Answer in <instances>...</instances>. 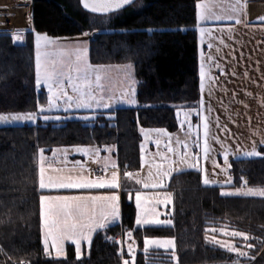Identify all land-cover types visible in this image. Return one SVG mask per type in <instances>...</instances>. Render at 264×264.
I'll return each instance as SVG.
<instances>
[{"label":"trees","instance_id":"16d2710c","mask_svg":"<svg viewBox=\"0 0 264 264\" xmlns=\"http://www.w3.org/2000/svg\"><path fill=\"white\" fill-rule=\"evenodd\" d=\"M30 1L32 30L23 33L24 39L16 43L12 34L0 32V113L36 112L47 100L35 80V32L50 37L87 33L91 64L132 63L138 105L99 110L92 124L71 119L59 125L0 126V264H123L125 260L131 264L128 252L114 241L118 233L129 231L135 241L134 264H264V197L221 195L222 189L243 187L244 181L264 187V155L232 160L231 183L226 187L203 186L198 169L172 174L160 189L172 194L168 226L135 227L133 198L143 189L121 175L120 223L97 231L79 258L71 245L59 258L45 254L39 201L47 192L37 184L39 149L49 153L57 146L113 145L119 169L138 170L140 129L173 132L178 108H198L193 28L198 0H135L108 15L87 13L78 0ZM213 228L244 232L250 239L213 233ZM206 235L229 240L248 255L237 257L210 243ZM145 237L174 239L176 259L159 249L145 253Z\"/></svg>","mask_w":264,"mask_h":264},{"label":"crops","instance_id":"0c3cea01","mask_svg":"<svg viewBox=\"0 0 264 264\" xmlns=\"http://www.w3.org/2000/svg\"><path fill=\"white\" fill-rule=\"evenodd\" d=\"M204 5V11L206 15L211 17L215 16H232L234 19H221L215 18L199 21L198 13L201 11L197 5ZM264 17V0H198L195 4V25L197 42V71L199 78V92L200 99H203L204 104L198 105V108L194 110L193 120L196 117L197 139H199V146L193 149V154H198V169L201 177V184L203 186H221L226 187L229 179L230 162L234 159H244L242 155L245 151H251L255 144L257 151L261 152L262 157L264 152L260 148L264 149V21L260 18ZM236 19H239L240 23H236ZM204 27L209 29V33L205 34L204 41L201 43V34L199 28ZM21 31L19 34L23 36V33L32 30V18H31V1L30 0H0V32H8L13 35L16 30ZM36 33L44 34L42 32L34 33V63H35V80H36V47L35 36ZM48 36V35H47ZM50 37V36H49ZM59 39H79L76 37H51ZM20 43L21 41H15ZM211 45V46H209ZM201 54L204 57L205 70L207 72V78L205 80V87L201 92V79H200V65ZM106 67L118 66L115 64L104 65ZM118 71L110 70L104 73L103 84L108 86V89L116 87L118 83L114 81L118 78ZM42 88L47 96L48 92L42 85L37 86ZM115 89H120L116 87ZM136 96V85H135ZM129 107V106H128ZM117 108V107H115ZM113 109V108H112ZM210 109V110H209ZM108 110V109H102ZM37 113L39 109L37 108ZM204 117H207L209 123V137L208 143L210 145V152L208 158L203 156V144H204ZM140 134L142 132L140 131ZM215 137L216 139H213ZM142 140V138H141ZM163 153L167 154L171 159L176 160L177 156L168 152V147H172L177 152H180V144L174 146L170 139L168 141L165 138L163 143ZM83 147L82 149H88V153L83 151L70 153L68 152L70 147ZM62 148V149H61ZM65 148V150H63ZM40 150L37 153V184L39 187V156ZM115 146H97V145H76V146H57L53 147L49 153L43 152L45 157V168L48 170L49 175H71L79 176L84 175L89 179L95 180L97 177H101L106 180L111 179L113 171L118 173V181L120 184L121 175H124L125 171H121L117 165V160L114 155ZM146 151L151 152L154 156L153 159L144 161L140 153V167L135 171H127L132 173V177L129 179L145 180L148 176V171H152L155 176L156 169L154 164H162L164 161L159 158V155L155 154V147L151 143ZM228 152V164H225L224 154ZM235 153V155H234ZM257 158V157H252ZM112 163L117 165V168L111 167ZM94 164V165H93ZM107 165V167H105ZM215 165V166H214ZM177 165H173L175 168ZM181 166V165H180ZM60 170L58 173L54 170ZM184 170L192 168L184 167ZM226 169V170H225ZM174 174V173H173ZM210 180L217 181L215 184L205 185L203 183L204 176ZM171 176V175H170ZM165 177L161 182L163 187L170 178ZM143 189L144 199L151 200L153 195L157 192L170 193L168 191L160 190L161 188L151 189L144 188L143 184L138 183ZM244 188H253L252 186L244 185ZM264 188V187H263ZM230 188H224L221 192H225ZM46 191L42 195H110L112 191L119 196L120 199V187L114 190L111 189H45ZM138 192V191H137ZM136 192V193H137ZM136 193L134 194L135 204V227L136 216L139 211L136 207ZM171 194V193H170ZM172 205V194L170 197V203L154 205V203H147L143 206L145 208H152L155 206L157 216L160 220H170V212ZM39 214H40V201H39ZM148 218H151L149 216ZM120 217L110 225L119 224ZM41 223V238L43 244V232L42 221ZM153 226H168V225H153ZM99 231V230H98ZM96 233V232H95ZM92 235V238L94 234ZM128 233V232H127ZM125 233V234H127ZM133 240V246L135 249V241ZM163 239V238H162ZM172 239V238H170ZM144 242V240H143ZM67 245H71L74 249L75 256H77L75 245L71 241L64 242V248ZM87 241L81 242V249L79 257H81L84 251L89 247ZM44 247V246H43ZM159 249L166 252H171L172 249L157 248L150 246L148 249ZM129 254V260L131 254L129 249H125ZM144 250V243H143ZM49 252L56 256L55 249L50 247ZM237 255V254H236ZM78 257V258H79ZM124 264V263H123Z\"/></svg>","mask_w":264,"mask_h":264},{"label":"snow or ice","instance_id":"6c2138e0","mask_svg":"<svg viewBox=\"0 0 264 264\" xmlns=\"http://www.w3.org/2000/svg\"><path fill=\"white\" fill-rule=\"evenodd\" d=\"M134 0H83L85 8H89L93 12L108 13L115 10H120L125 6H129ZM197 7L201 9L198 13L199 21H206L212 18L216 20L221 19H234L232 16H215L211 17L205 14L204 5L198 4ZM264 21V17L260 18ZM236 23H240L239 19H236ZM25 30H16L12 35L14 41H22L24 37L19 33ZM147 31L151 32L152 29ZM209 29L200 27L199 32L201 34V43L204 41L205 34L209 33ZM87 35V33H85ZM58 43L57 38H51L46 34L36 33L35 36V47H36V84L40 86L42 83L47 85L50 93L48 99V110L54 107H59L58 101L63 98L65 107L64 111L68 112L72 108L80 109H91L94 106L96 108H111L112 97H109L108 101H104L105 86L103 84L104 73L107 71L105 66L97 65L93 66L88 62V49L87 47H77L71 53L67 55L74 56L75 60V76L71 74V71L65 73L56 68L55 63L50 61V55L52 54L49 49L53 48ZM211 46V45H209ZM43 49V51H42ZM61 55L65 53L61 52ZM204 57L201 54V65H200V79H201V92L205 87V80L207 78V72L205 70ZM128 69L129 76V88L124 90L121 94V101L128 104H136L135 99V83L134 79H131V68L129 64L125 66ZM65 81L71 85L72 91L75 95H68L65 88ZM203 106L204 101L201 99L198 102ZM210 110V109H209ZM45 112V108L40 106L38 113H10L0 114V123H13V122H26L35 121L37 115H42ZM189 114L185 113V117ZM45 121L50 119L60 120L59 116H48L43 115ZM81 119L88 120L89 116H83ZM208 118L204 117L203 129H204V144H203V156L205 159L208 158L210 152V145L208 143L209 137V123ZM191 129V126H190ZM145 133V139H148L149 132H155L157 137L167 135L164 129H153L145 130L141 129ZM213 139H216L213 137ZM155 143L159 145L160 139L157 138ZM177 144H180L179 139L176 140ZM264 144V141L261 142ZM199 146V139L196 141ZM185 151L183 153L177 152L172 147H168V152L173 153L177 156L176 160L171 159L167 154L158 152L160 158L164 161L162 164H154L156 172L155 176L152 171H149L147 181L137 180V183L143 184L144 188L157 189L163 187L162 181L165 177L172 175L173 173L180 174L184 171L179 167H173V165L186 164L189 168L198 169V154H193L189 150V146L185 143L183 145ZM76 151H83L85 154L88 153V149L77 148ZM141 151H144V146H141ZM44 150H40L39 156V189H117L120 187L118 181V173L113 171L111 179L106 180L101 177H97L95 180L89 179L87 176H71V175H49L45 168V157L43 155ZM228 152L224 154L225 164H228ZM235 155V153H234ZM245 158L259 157L262 155L261 152L257 151L255 144L251 151H245L242 154ZM215 166V165H214ZM107 167V165L105 166ZM113 169L117 168L115 163H112ZM230 167V165H228ZM199 170V169H198ZM226 170V169H225ZM57 173L60 170H54ZM124 175L128 178L132 177V173L125 171ZM243 179V178H241ZM205 185L215 184L217 181L210 180L207 175L203 178ZM227 183H231V177H229ZM244 185H247V181H244ZM144 193L138 191L136 193V207L139 210L136 216V224L138 226L144 225H171V220H160L157 218L159 215L156 212L155 206L152 208H145L143 205L147 203H154V205L168 204L170 203V193H164L163 195L159 192L155 193L151 200L144 199ZM222 196H244V197H264V188H244L236 189L234 192H221ZM40 216L42 221V232H43V246L46 255H51L49 248L55 249L56 257L59 258L64 255L65 248L64 242L71 241L76 248L77 256L79 257L81 242L87 241L90 245L92 242L93 233L98 230L106 229L114 221L120 217V199L119 196L112 191L110 195H41L40 196ZM151 216V218H148ZM208 231V230H206ZM210 231L213 233L219 231L225 236L243 237L245 241L250 237L240 231L227 232L225 228L219 230L213 228ZM129 238L132 237V232L127 233ZM206 240L214 245L226 249L229 252H235L237 257L247 256L248 253L241 251L234 243L229 240L217 239L215 235L208 237ZM144 252L147 253L150 246L157 248L172 249V257L175 256V241L170 238H148L144 239ZM249 248L252 245H247ZM129 253L132 255L131 264H134V246L128 244ZM2 251V249H0ZM124 264H130V261L125 260ZM234 264H238L234 262Z\"/></svg>","mask_w":264,"mask_h":264},{"label":"rangeland","instance_id":"374dc122","mask_svg":"<svg viewBox=\"0 0 264 264\" xmlns=\"http://www.w3.org/2000/svg\"><path fill=\"white\" fill-rule=\"evenodd\" d=\"M79 39H74V38H69V39H59L62 40L61 42H58L53 48L49 49V51L52 53L50 55V61L55 63V66L58 70L63 71L65 73H68L71 71V74L73 76H75V57L74 56H69L67 55V53H71L74 49H76L77 47H87L88 49V62H89V42H88V37L89 34L85 35H79L78 36ZM43 51V49H42ZM63 52L65 53L64 55H61L60 53ZM90 63V62H89ZM91 64V63H90ZM131 65V79H134L136 81L135 75H134V70H133V65L132 63L128 62V63H121V64H115L118 66H114V67H106L107 72L110 70H115L118 71V78L114 81L115 83H118L116 85V87H119L120 89H115L111 88L108 89V86H105V91H104V101L107 102L109 97H112L111 100V108H96L95 106L91 109H85V108H80V109H76V108H72L70 109L68 112L64 111V107H65V103L63 98H61L58 101L59 107H54L51 110H48V100H46L44 105H39L38 109L40 108V106H43L45 108V112L42 115H37V118L35 121H26V122H13V123H0V126H4V125H23V124H35V123H41V124H46V123H51V124H62L64 123L66 120H71V119H77L80 120L82 123L84 124H92V122L94 121V118H96L97 116V111L102 110V109H112L115 107H136L138 105V102H136V104H128L124 101H121L120 97L121 94L124 90L129 88V76H128V69L125 67L127 65ZM93 66H97L94 64H91ZM102 65V64H100ZM105 65H109V64H105ZM104 66V65H102ZM37 85V84H36ZM43 87L46 88V91L48 92V99H49V91H48V87L47 85H44L43 83L41 84ZM136 85V83H135ZM134 85V87H135ZM65 88L66 91L68 93V95H75L72 91L71 85L68 84L67 81H65ZM136 99V96H135ZM137 101V99H136ZM74 112H78V113H74ZM83 112V113H80ZM10 113H17V112H8V113H0V114H10ZM20 113H37V112H20ZM185 113H188L189 115L187 117H185ZM193 114H194V110L189 108V109H183V108H178L175 111V116H176V121H177V129L173 132H169L167 130L166 133L167 135L165 136H160L157 137L155 132H149L148 133V139H145V133L141 131V129H145V130H153V129H163V128H141L140 131L142 132L141 134V142L139 144V148L141 151V146H144V151H141V155L143 160L148 161L150 158L153 159L155 155H153L151 152L149 153V151H146V148H148V146L152 143L153 146L155 147V154H157L158 152L163 153V149H164V145L163 143L165 142V138L170 139V142H172L174 144V146H177L176 140L179 139L181 141L180 143V153H183L185 151L183 145L186 143L189 146V150L193 153V149L196 147V141H197V126H196V122L193 120ZM43 115H48V116H59L61 117L60 120H55V119H50L45 121L43 119ZM83 116H89L90 119L88 120H84L81 119V117ZM191 126V129H190ZM159 138L161 143L159 145H157L155 143L156 139ZM84 147V146H83ZM83 147L77 146V147H70V149L68 152L70 153H75V152H80V151H76L77 148L82 149ZM62 149V148H61ZM65 150V148L63 149ZM160 158L157 157L156 160H158ZM94 165V164H93ZM181 165V166H180ZM176 167L179 168H184L187 167L186 164H178ZM149 174V171L147 173V176ZM147 180V178L145 179ZM253 188H263V187H253ZM236 189H244V187H240V188H234V189H228V192H234L236 191ZM164 238H168V237H164ZM241 251H243L242 248H239ZM130 260H132V255Z\"/></svg>","mask_w":264,"mask_h":264},{"label":"built area","instance_id":"2783aa9c","mask_svg":"<svg viewBox=\"0 0 264 264\" xmlns=\"http://www.w3.org/2000/svg\"><path fill=\"white\" fill-rule=\"evenodd\" d=\"M114 241L119 245V249L122 251L128 248V244H133V240L129 238L127 234L123 235L121 233H118L114 237Z\"/></svg>","mask_w":264,"mask_h":264},{"label":"water","instance_id":"95a60500","mask_svg":"<svg viewBox=\"0 0 264 264\" xmlns=\"http://www.w3.org/2000/svg\"><path fill=\"white\" fill-rule=\"evenodd\" d=\"M134 1H135V0H134ZM78 3H79L80 8H81L83 11H85V12H87V13H90V14H94V15H108V14H111V13H114V12L119 11V10H115V11L108 12V13H103V12H93V11H91L89 8H85V7H84L83 0H78ZM125 7H127V6H125ZM125 7H124V8H125ZM122 9H123V8H122ZM122 9H120V10H122Z\"/></svg>","mask_w":264,"mask_h":264}]
</instances>
